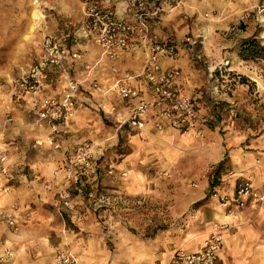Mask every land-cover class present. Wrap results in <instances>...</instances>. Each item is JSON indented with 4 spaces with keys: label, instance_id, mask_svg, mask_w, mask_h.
<instances>
[{
    "label": "crops",
    "instance_id": "1",
    "mask_svg": "<svg viewBox=\"0 0 264 264\" xmlns=\"http://www.w3.org/2000/svg\"><path fill=\"white\" fill-rule=\"evenodd\" d=\"M78 4L80 20L72 29L61 30L40 6L43 4L36 2L31 13V35L25 37L32 40L40 31L44 33L42 39L56 35L71 52L80 54L78 60L71 56L67 60L74 76L80 81L97 80L102 90L110 88L119 76L141 73L146 62L145 49H130L123 52L116 63L110 61L93 38L81 29L84 8L81 0ZM241 7L234 0L176 3L150 18V42L175 36L180 39L191 30L199 34L200 26H207L211 29L207 32L211 33L210 37L201 40L202 36H198L200 48L195 56H219L215 53L227 41L221 36L222 29L232 22ZM173 19L181 20L178 27ZM36 51L37 60L41 47ZM188 53L180 47L177 58L163 57L161 63L164 69L181 70L177 89L181 95L194 98L195 83L190 80L193 62ZM35 59L0 63L3 65L0 66V158L7 159V173L0 181V206L18 208L16 227L0 220V264H55L56 251L67 246L80 264L167 263L178 249L199 251L216 225L223 227L224 242L215 264H264V204L228 211L217 198L206 199L210 170L224 160H227V168L216 191L232 195L239 179L251 177L255 188L264 192V133L254 137L246 134L223 137L212 130H206L203 135L195 131L181 134L173 129L159 133L150 124V133L142 140L130 128L117 133L119 116H109L102 111L103 105L107 110L111 104L127 111L129 104L112 92L106 99L100 92L83 87L77 97L75 114L56 137L59 146L51 145L47 142L51 134L48 126L37 125L31 114V96L12 98V82L27 74ZM114 66L119 69L118 74L114 73ZM45 80L42 98L60 96L67 86L61 72L54 68L48 70ZM132 85L140 89L143 99L156 98L143 79L133 81ZM85 141L100 144V156L124 141L129 146L121 163L114 165L116 171L128 170L129 177L110 176L114 172L107 174L104 182L110 187L106 189L108 193L115 196L114 201L117 196L122 198V212L115 218L111 212L106 214L104 223L97 215L87 217V212H80L84 209L76 205L81 189L72 195L77 186L67 179L65 166L73 159L77 146ZM34 152L36 157H32ZM102 169L100 163L99 178L90 179L87 186L94 189L102 184ZM66 191L71 192V207L63 204ZM163 198L168 201L165 212L168 211L173 220L185 214L182 224L168 229L161 228L160 224L149 228L139 214L135 216V212H152L153 215L162 212ZM199 202L195 211L187 212L193 203ZM70 221L79 231L68 227Z\"/></svg>",
    "mask_w": 264,
    "mask_h": 264
},
{
    "label": "built area",
    "instance_id": "2",
    "mask_svg": "<svg viewBox=\"0 0 264 264\" xmlns=\"http://www.w3.org/2000/svg\"><path fill=\"white\" fill-rule=\"evenodd\" d=\"M181 0H81L84 8V18L81 29L93 38L100 46L104 55L116 63L121 54L135 48H143L147 54L146 62L141 73L128 74L116 78L112 86L102 90L97 80L80 81L70 70L67 60L80 59L78 52H71L68 46L55 36L47 35L42 39L41 54L31 66L27 74L12 82V98L21 99L31 96L30 111L39 126H48L51 134L47 142L59 146L56 137L62 132L63 126L73 116L77 108V97L83 87L100 92L108 98L112 92L123 102L130 105L129 110L123 111L116 104L109 109L102 106V111L109 116H119L117 132L126 128L134 130L145 140L150 130L159 133L169 129L177 130L181 134L195 131L198 135L203 132L204 123L192 98L180 94L176 81L182 72L179 68L164 69L161 63L163 57L177 58L180 47H184L192 56L200 43L199 37H185L182 40L168 38L162 41L150 42V18L158 16L165 8L173 6ZM201 59V56H196ZM57 69L66 81V88L60 96L40 97L45 89L46 74L49 69ZM114 73L119 69L114 66ZM213 73V71L210 70ZM143 79L147 87L156 98L145 100L141 97L139 88L132 85L133 81ZM99 145L94 141L80 143L75 155L66 166L67 179L71 184L85 185L90 179L99 178L100 170ZM6 157L0 158V181L7 173ZM113 174L114 169L109 168ZM126 176L125 171L122 172ZM77 188V187H76ZM89 197L95 202L101 201L92 191ZM228 211L233 208L244 209L249 206L264 204V192L255 188L251 177H243L236 183L234 192L221 194L218 191L212 194ZM64 206L71 207V192L63 195ZM16 206L3 208L0 206V220H4L10 227L18 225ZM223 227L216 225L211 235L197 252H188L184 249L176 250L167 263L161 264H215L224 238ZM11 255V254H10ZM55 264H80L78 257L67 247L59 248L54 257Z\"/></svg>",
    "mask_w": 264,
    "mask_h": 264
},
{
    "label": "rangeland",
    "instance_id": "3",
    "mask_svg": "<svg viewBox=\"0 0 264 264\" xmlns=\"http://www.w3.org/2000/svg\"><path fill=\"white\" fill-rule=\"evenodd\" d=\"M185 1L181 0L179 2L185 3ZM36 2L43 4L40 6L44 8L46 13L51 15L50 17L54 19L57 27L61 30L72 29L75 26L74 24L80 20L78 0H0L1 64H4V61H19L20 58H27L30 62L35 59L36 49L41 47L40 42L44 33L40 31L32 40L27 39L25 35L31 33V13ZM234 2L240 3L243 7L238 10L239 12H236L237 14L234 15L232 22L222 29L221 36L227 41L223 42L226 43L224 47H219L222 51L219 52L220 49L218 48L219 51L215 53L219 56L207 57L199 54L201 59L195 56L196 59L193 60L192 54L187 51L190 54L189 59L193 62L190 67L193 69L191 72L193 76L190 80L195 83L192 94L194 98H198L207 118V123L204 124L201 135L206 130L216 131L223 137L231 134H246L249 137H254L264 133V59H242L239 56L240 43L238 42L241 37H256L264 46V0H234ZM33 10L35 11V8ZM180 21L177 19L172 20L177 27L180 25ZM48 30L51 31L50 28ZM200 30L199 34L191 30L185 35L183 34L181 38L202 36L200 37L201 40H205L210 37L211 33H207L211 32L210 28L200 26ZM33 33H36V31ZM53 36L57 37L56 35ZM178 37L180 38V36ZM11 38L14 39L11 40ZM173 38L177 39L176 36ZM181 38L178 40H182ZM199 48L200 44L195 53H199ZM1 64L0 66H3ZM220 69H232L234 71L222 72ZM242 75L247 78L244 83L240 81ZM214 102L217 104H214ZM105 142V140L101 141L100 144L103 145ZM128 151L129 146L124 141L100 153L102 154L100 163L103 168L101 178L104 180L101 179L102 184L99 185V193L103 195L102 200L95 202L94 199L88 197V188L84 186L79 188L81 189L79 193L81 198L78 200L76 207L84 209L80 212H87V217L97 215V219L104 223L107 219L106 214L108 215L111 212L113 218L119 213L121 214L120 201L122 198L117 196L114 201L115 196L108 193L109 191L106 189L110 187H107L104 182L106 175L109 174L106 173L109 168H113L115 172L110 176L129 177L128 170L119 168L116 171L117 169L114 167L115 164L121 163L122 155H125ZM32 157H36L35 152ZM121 170L125 171L127 175L123 176ZM214 170L213 168L210 170V175ZM79 189L74 188L72 195L75 192L78 193ZM209 191L210 186L207 195ZM160 205L162 212H155V215L152 212H135V216L139 214L140 220L147 223L149 228L160 224L161 228L168 229L183 223L185 214L173 220L174 217H170L168 211L165 212L168 208V201L165 198L162 199ZM194 205L195 203L189 207L187 212L195 211L197 207ZM67 225L71 230L79 231L78 227H75L71 221L67 222Z\"/></svg>",
    "mask_w": 264,
    "mask_h": 264
},
{
    "label": "trees",
    "instance_id": "4",
    "mask_svg": "<svg viewBox=\"0 0 264 264\" xmlns=\"http://www.w3.org/2000/svg\"><path fill=\"white\" fill-rule=\"evenodd\" d=\"M238 42L240 43V50H239V56L244 59V60H260V59H264V46L261 44L260 41L257 40L256 37H241L239 38ZM240 81L242 83L247 81V78L245 76H240ZM192 101L195 102L197 109L199 111L200 114V118L203 121L204 124L207 123V118H206V114L205 112L202 110V105L200 104V102L198 101V98H192ZM214 104H217L216 102H214ZM227 168V160H224L222 162H220L217 167L215 168V170L213 171V173L210 176V191L207 195L206 199H209L212 197V194L216 192V188L221 184V178L225 173V170ZM80 187H82L81 185H78L77 188L79 189ZM86 188H88L87 190V195L89 197V194L94 191L95 195L98 196L99 193V184L96 185V187L94 189L90 188L89 186H87V184H85ZM76 188V189H77ZM73 191V190H72ZM199 203H195L194 206L198 207Z\"/></svg>",
    "mask_w": 264,
    "mask_h": 264
}]
</instances>
